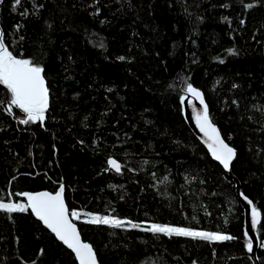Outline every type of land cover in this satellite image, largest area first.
<instances>
[{
	"label": "trees",
	"instance_id": "1",
	"mask_svg": "<svg viewBox=\"0 0 264 264\" xmlns=\"http://www.w3.org/2000/svg\"><path fill=\"white\" fill-rule=\"evenodd\" d=\"M0 30L13 55L44 68L49 89L43 122L22 124L0 85V202L63 185L98 264H264V247L257 259L247 250L236 182L180 104L189 83L204 94L237 152L233 176L262 213L264 243V0H2ZM87 214L235 239L114 228ZM0 264L79 260L29 209L0 210Z\"/></svg>",
	"mask_w": 264,
	"mask_h": 264
},
{
	"label": "snow or ice",
	"instance_id": "2",
	"mask_svg": "<svg viewBox=\"0 0 264 264\" xmlns=\"http://www.w3.org/2000/svg\"><path fill=\"white\" fill-rule=\"evenodd\" d=\"M2 2V0H0ZM21 0H15V5H19ZM249 4L247 7L251 8ZM22 15H27L25 11ZM19 27V26H18ZM234 50H230L232 52ZM123 59V58H121ZM0 85H4L10 92L11 99L8 111H12L14 106L26 115L20 123L43 121L45 113L49 107V89L46 85L44 68L34 63L31 59L17 58L9 47L5 44L4 32L0 30ZM186 92L199 101L202 110L196 111L195 120L206 137L207 144L212 156L219 161L225 169H230L232 161L236 157V150L229 146L221 137L219 129L213 124L208 110V105L204 101L203 93L193 87L190 83L187 85ZM187 99V97H185ZM195 108V105H193ZM108 164L116 172L121 171V165L115 159H109ZM64 186L53 194L51 192H40L36 194L24 193L27 197V204L4 203L0 202V210L8 213L31 211L62 241L71 249L79 260V264H98L96 252L89 243L81 240V235L76 224L70 217L80 219V213L69 211L64 200ZM247 199V197H245ZM252 204V201H248ZM253 227L260 223V212L255 206L252 207ZM89 218L87 223L108 225L114 228H122L126 224L134 229L149 231L154 234H164L168 237H191L206 241H226L233 240L235 237L222 232L198 231L189 227H178L164 224L151 223L142 226L132 221L121 220L109 215L87 214ZM247 250L253 251V241L249 237L247 240ZM264 247V243L261 244Z\"/></svg>",
	"mask_w": 264,
	"mask_h": 264
},
{
	"label": "water",
	"instance_id": "3",
	"mask_svg": "<svg viewBox=\"0 0 264 264\" xmlns=\"http://www.w3.org/2000/svg\"><path fill=\"white\" fill-rule=\"evenodd\" d=\"M201 92V91H200ZM204 96V94H203ZM185 97H187V99H185ZM204 101L205 103L207 104L206 102V99H205V96H204ZM180 104H181V109H182V116L185 120V122L187 123L189 129L192 131V133L194 134V136L197 138V140L205 147V149L207 150V152L209 153L210 157L216 162L218 163L222 168L223 170L236 182V192H237V197H238V200L240 202V205L242 207V210H243V216H244V236L245 238L248 240L249 237L252 238V241H253V251L252 252H249L255 259H257V255H258V251L260 250L261 248V241H260V238H259V235H258V229L261 225V222H262V213L259 209H257L258 212H260V223L256 224L255 227H253V221H252V207L255 206V204L253 203V201L251 199H249L242 191H241V186H240V183L239 181L237 180V178L235 176H233V173H232V167H233V164L236 160V157H237V152H236V157L234 158V160L232 161V164L230 166V169H225L223 167V165L217 161L211 154V151L209 150L207 144L205 143L206 141V137L204 136L203 132L200 131V128L199 126L197 125L196 123V120H195V114H196V111H200L202 110V105H200L199 101L196 100L194 97L191 96L190 93H187L185 92V94L181 97V100H180ZM193 105H195V108L193 107ZM209 110V108H208ZM209 115H210V112H209ZM45 117H46V113H45ZM211 118V117H210ZM212 120V119H211ZM213 122V121H212ZM214 124V123H213ZM215 125V124H214ZM216 126V125H215ZM218 129L219 127L216 126ZM220 131V129H219ZM220 134H221V137L224 139L221 131H220ZM225 140V139H224ZM226 142V141H225ZM227 143V142H226ZM230 146V145H229ZM231 147V146H230ZM233 148V147H232ZM112 168V167H111ZM114 169V168H113ZM40 192H50V191H47V190H44V191H40ZM40 192H37V193H40ZM53 194H55L56 192H51ZM36 194V193H35ZM245 197H247V199H245ZM64 200H65V204L67 205L68 207V204H67V201H66V197H65V192H64ZM252 201V204H249L248 201ZM69 209V207H68ZM29 211L34 215V217L38 220H40L32 211L31 209H29ZM70 211V210H69ZM70 219H72V217H70ZM41 221V220H40ZM42 222V221H41ZM72 222L74 224H76L73 219H72ZM43 223V222H42ZM43 225L49 229L44 223ZM77 226V229L79 230V227L78 225L76 224ZM50 230V229H49ZM50 232L52 234H54L51 230ZM80 232V230H79ZM80 235H81V232H80ZM54 236L56 237V235L54 234ZM57 238V237H56ZM58 239V238H57ZM59 240V239H58ZM81 240L83 242L84 239L81 235ZM60 241V240H59ZM61 243H63L62 241H60ZM64 244V243H63ZM65 245V244H64ZM66 246V245H65ZM67 247V246H66ZM68 248V247H67ZM71 250V249H70ZM73 252V251H72ZM74 253V252H73ZM75 254V253H74Z\"/></svg>",
	"mask_w": 264,
	"mask_h": 264
},
{
	"label": "rangeland",
	"instance_id": "4",
	"mask_svg": "<svg viewBox=\"0 0 264 264\" xmlns=\"http://www.w3.org/2000/svg\"><path fill=\"white\" fill-rule=\"evenodd\" d=\"M82 215L80 214V217H81ZM85 217H86V219H88L89 218V216L88 215H84ZM76 219V218H75Z\"/></svg>",
	"mask_w": 264,
	"mask_h": 264
},
{
	"label": "flooded vegetation",
	"instance_id": "5",
	"mask_svg": "<svg viewBox=\"0 0 264 264\" xmlns=\"http://www.w3.org/2000/svg\"><path fill=\"white\" fill-rule=\"evenodd\" d=\"M43 122V121H42Z\"/></svg>",
	"mask_w": 264,
	"mask_h": 264
}]
</instances>
